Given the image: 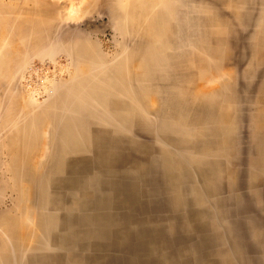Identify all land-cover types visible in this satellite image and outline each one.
<instances>
[{"label": "rangeland", "instance_id": "rangeland-1", "mask_svg": "<svg viewBox=\"0 0 264 264\" xmlns=\"http://www.w3.org/2000/svg\"><path fill=\"white\" fill-rule=\"evenodd\" d=\"M0 264H264V0H0Z\"/></svg>", "mask_w": 264, "mask_h": 264}, {"label": "crops", "instance_id": "crops-1", "mask_svg": "<svg viewBox=\"0 0 264 264\" xmlns=\"http://www.w3.org/2000/svg\"><path fill=\"white\" fill-rule=\"evenodd\" d=\"M184 157H185V155L183 153H181V155H180L181 162L187 164V166H188V164H189L188 159H185ZM123 186H124V184H123ZM120 194L122 195L121 196L122 201H126V202L127 201H130V202L133 201L134 202V201H139V200L143 199L141 197V193L135 189V183L134 182H133V184H126V187L124 189H122V191H120ZM135 209L136 208H131L128 213H123L122 214L123 217H129V215L131 217L135 216L137 214ZM140 226L141 225L138 223L137 228H139Z\"/></svg>", "mask_w": 264, "mask_h": 264}]
</instances>
